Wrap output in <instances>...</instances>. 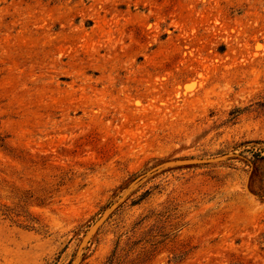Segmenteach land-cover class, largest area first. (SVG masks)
Wrapping results in <instances>:
<instances>
[{
  "label": "rangeland",
  "instance_id": "obj_1",
  "mask_svg": "<svg viewBox=\"0 0 264 264\" xmlns=\"http://www.w3.org/2000/svg\"><path fill=\"white\" fill-rule=\"evenodd\" d=\"M254 154L264 0H0V264H264Z\"/></svg>",
  "mask_w": 264,
  "mask_h": 264
},
{
  "label": "trees",
  "instance_id": "obj_2",
  "mask_svg": "<svg viewBox=\"0 0 264 264\" xmlns=\"http://www.w3.org/2000/svg\"><path fill=\"white\" fill-rule=\"evenodd\" d=\"M261 162L264 163V157L259 156V154H254L253 160L251 162L249 161V165L251 167V172L249 175V191L257 198L264 199V189L263 188L258 187V190L256 191L251 187L252 185H254L255 181L261 180L260 176L257 173L258 167L255 168V165Z\"/></svg>",
  "mask_w": 264,
  "mask_h": 264
},
{
  "label": "water",
  "instance_id": "obj_3",
  "mask_svg": "<svg viewBox=\"0 0 264 264\" xmlns=\"http://www.w3.org/2000/svg\"><path fill=\"white\" fill-rule=\"evenodd\" d=\"M211 161L209 159H189V160H179L172 162L168 165L170 166H180V167H187V166H197V165H204L208 164ZM98 223L94 224L90 230V232L94 231L97 227Z\"/></svg>",
  "mask_w": 264,
  "mask_h": 264
}]
</instances>
